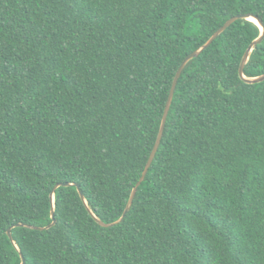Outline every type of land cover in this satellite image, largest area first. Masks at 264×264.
I'll list each match as a JSON object with an SVG mask.
<instances>
[{"label":"trees","instance_id":"obj_1","mask_svg":"<svg viewBox=\"0 0 264 264\" xmlns=\"http://www.w3.org/2000/svg\"><path fill=\"white\" fill-rule=\"evenodd\" d=\"M237 14L264 22V0H0V264H264L250 19L183 69L123 220L93 216H122L178 68ZM244 74H264V39Z\"/></svg>","mask_w":264,"mask_h":264},{"label":"water","instance_id":"obj_2","mask_svg":"<svg viewBox=\"0 0 264 264\" xmlns=\"http://www.w3.org/2000/svg\"><path fill=\"white\" fill-rule=\"evenodd\" d=\"M241 18H246V19H250V20H253L254 22H256L260 27H261V34L259 35V37H257L250 45V47L248 48V50L246 51V53L244 54L243 56V59H242V62H241V65H240V68H239V74L240 76L248 83H257V82H260L262 80H264V74L260 75V76H256V77H247L245 76L244 74V68H245V65L246 63L248 62L249 58H250V54L252 52V50L259 44L263 41L264 39V22L256 15H251V14H237L231 18H229L225 23L224 25H222L217 31H215V33L208 39V41H206V43H204L200 48L196 49L195 51H193L192 53H190L187 57H185V59L182 61L180 67L178 68L177 72H176V75H175V78L173 80V83H172V87H171V91H170V94H169V97L167 99V102H166V106H165V109H164V113H163V117H162V121H161V125H160V129H159V133H158V136H157V140L155 142V145H154V148L151 152V155L147 161V164L145 166V169L144 171L142 172V175L140 177V179L138 180V182L136 183V185L134 186L133 190H132V193L130 195V198H129V201H128V204L122 214V216L114 221V222H110V223H107V222H104L102 221L101 219H99L97 216H95L93 214V212L90 210V208L88 207L89 211L93 214V216L98 220V222L103 225V226H112V225H115L116 223L120 222L123 220V218L125 217V215L127 214V212L130 210L131 206H132V203L134 201V198H135V195H136V192H137V189L139 187V185L142 183V181L145 179V176L152 164V161L156 155V152L159 148V145L161 143V140H162V137H163V133H164V129H165V125H166V121H167V116H168V113H169V109H170V106H171V103H172V100H173V97H174V93H175V89H176V86H177V83H178V80H179V77L183 71V69L185 68V66L187 65V63L193 59L194 57H197L202 51H204V49H206L224 30H226L232 23H234L236 20L238 19H241ZM69 186V185H75L79 191V194L82 198V200L87 203L86 201V198H85V195L80 187V185L78 183H73V182H61V183H58L56 185L57 186ZM54 195L52 194V197ZM54 207L52 208V218H53V222L46 226V227H38L40 229H43V228H47V227H51L52 225L55 224L56 222V219H55V214H54ZM15 226H28V227H34L33 225H30V224H27V223H16L14 225H12L11 227L8 228L7 230V233L10 237V239L13 240V235H12V228L15 227ZM35 228V227H34ZM14 242V241H13ZM22 263L21 264H25V259L24 257L22 256Z\"/></svg>","mask_w":264,"mask_h":264}]
</instances>
